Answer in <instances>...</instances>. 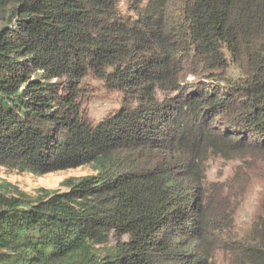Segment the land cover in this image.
Instances as JSON below:
<instances>
[{
    "label": "trees",
    "instance_id": "obj_1",
    "mask_svg": "<svg viewBox=\"0 0 264 264\" xmlns=\"http://www.w3.org/2000/svg\"><path fill=\"white\" fill-rule=\"evenodd\" d=\"M0 167L93 172L0 185V264H264V0H0Z\"/></svg>",
    "mask_w": 264,
    "mask_h": 264
},
{
    "label": "rangeland",
    "instance_id": "obj_2",
    "mask_svg": "<svg viewBox=\"0 0 264 264\" xmlns=\"http://www.w3.org/2000/svg\"><path fill=\"white\" fill-rule=\"evenodd\" d=\"M123 7H125L124 3ZM87 84L88 91L85 96V108L91 119L96 121L100 120L119 106L118 93L108 91L100 82L94 79L87 81ZM233 165V163L223 161L219 158L212 159L207 166L208 179L210 181L223 179L221 177L228 175ZM92 173L89 167H82L38 176L29 173H19L0 167V185L7 182L34 196L41 188L65 191L62 185L67 179L85 177ZM251 211V203H248L243 213H248L247 216L249 217ZM245 215H243L240 221L243 226L249 222L248 217L245 219Z\"/></svg>",
    "mask_w": 264,
    "mask_h": 264
}]
</instances>
